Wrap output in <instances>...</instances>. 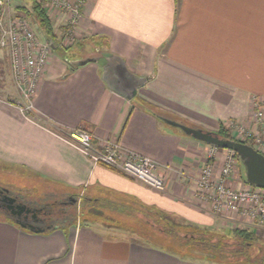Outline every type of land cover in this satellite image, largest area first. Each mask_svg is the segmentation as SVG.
<instances>
[{
    "label": "crops",
    "instance_id": "0c3cea01",
    "mask_svg": "<svg viewBox=\"0 0 264 264\" xmlns=\"http://www.w3.org/2000/svg\"><path fill=\"white\" fill-rule=\"evenodd\" d=\"M75 35L78 44L106 36L109 53L151 80L129 101L107 87L99 62L71 71L70 62L97 58L92 53L84 56L78 45L64 57L53 52L35 95L34 123L17 108L21 97L0 50V164L84 194L88 204L137 203L197 228L251 230L264 243V222L214 214L196 197L195 182L213 146L161 120L216 134L223 125L235 140L240 128L261 129L253 118L264 110V0H89ZM77 128L93 134L94 147L115 141L155 160L165 190L96 165L54 133ZM227 155L217 150L216 171ZM228 185L250 187L240 161ZM54 225L35 234L1 219L0 264H202L101 219Z\"/></svg>",
    "mask_w": 264,
    "mask_h": 264
},
{
    "label": "built area",
    "instance_id": "2783aa9c",
    "mask_svg": "<svg viewBox=\"0 0 264 264\" xmlns=\"http://www.w3.org/2000/svg\"><path fill=\"white\" fill-rule=\"evenodd\" d=\"M40 2L47 7L50 17L60 18L62 14H66L67 33L75 38L89 0ZM10 11V0H0V50L7 52L12 81L21 97L17 108L28 120L35 123V95L54 49L47 40H40L27 18L14 16ZM253 119L261 129L253 131L251 128H240L236 132V141L248 142L264 155V110L254 112ZM54 133L96 165L115 169L155 191L165 190L166 176L159 172V165L152 158L127 149L115 141L106 140L94 147L93 134L83 128ZM217 150L218 148L213 147L195 182L196 197L214 214H234L252 223L264 222V189L251 185L239 190L230 187L228 182L239 159L234 152L229 151L223 165L216 171L214 162Z\"/></svg>",
    "mask_w": 264,
    "mask_h": 264
},
{
    "label": "trees",
    "instance_id": "16d2710c",
    "mask_svg": "<svg viewBox=\"0 0 264 264\" xmlns=\"http://www.w3.org/2000/svg\"><path fill=\"white\" fill-rule=\"evenodd\" d=\"M26 1L29 3L27 2V5H23L20 8V16L23 15L25 18L32 17L34 23L39 27L40 32L45 36H51L56 41L52 24L50 23L46 11L42 9V6L39 4V0ZM90 47L92 50H95V53L101 54L102 59L99 60V63L103 66L105 57L111 54L109 52H103L104 48L110 47L109 39L106 36L85 38L82 43L77 46V48L82 49V54L84 56L91 53ZM59 48L62 49L61 46ZM68 50H60V57H64ZM72 70L73 69H71V71ZM146 109L158 119L163 117L161 111L154 106L146 105ZM217 134L223 139L236 141L223 125L220 126V130ZM242 143L253 147V145L248 142ZM108 169L120 173L115 169ZM73 197L79 196L73 195ZM61 206V210H55V207L52 208L48 205H42L40 206L41 208H37L41 210L47 208L53 211L49 219L50 221L53 220V218L55 219L48 228L56 227L54 224H56V222L60 223V221H67V224L72 225L74 222L78 221L79 215H83L84 212L86 216L89 215V217H94L99 215L100 212L104 214L105 211L111 213L115 211L119 214L125 213L127 216L131 217V219L134 217L132 222L129 221L127 223V227L129 228H124L125 225L123 224H121L122 226L116 225L117 227L135 231L148 245L166 251L180 259L191 260L202 264H253L250 261V252L255 245L257 236L251 230L235 228L220 233L217 230L197 228L184 224L174 216L146 208L137 203L127 205L113 201H98L88 204L83 199V207L79 215L75 212V204L65 206V204L61 203ZM86 208L97 211L98 214L93 216L86 212ZM55 211L57 212L56 214ZM2 216L7 217L4 212Z\"/></svg>",
    "mask_w": 264,
    "mask_h": 264
},
{
    "label": "rangeland",
    "instance_id": "374dc122",
    "mask_svg": "<svg viewBox=\"0 0 264 264\" xmlns=\"http://www.w3.org/2000/svg\"><path fill=\"white\" fill-rule=\"evenodd\" d=\"M27 2L28 1L26 0H10L11 14H13L14 16H20V13H21L19 11L20 8L23 5H27L29 3ZM38 2L42 6V9L46 11L47 15H49L47 7L42 2H40V0ZM61 16L62 17L58 19H55L57 17L54 18L53 16L52 17L48 16L50 23L52 24L53 31H54L55 38H56V41L55 40L54 41L55 43L56 42L59 44L61 43L63 50L64 49L68 50L72 47L75 48L78 45V42H77L78 36L75 35L76 37L72 38L71 37L72 35L67 33V28H66L67 16L66 14H62ZM20 17H23V15H21ZM27 20L33 26L34 31L38 35L40 40L42 42H47L45 35H43L40 32L39 27L34 23L32 17H27ZM62 49L61 48L54 49L53 50L54 55L60 57V50ZM3 51L5 52V54L2 56H6L7 52L5 50ZM90 51L93 55L97 57H101V54L95 53L94 49L93 51L92 49ZM108 51L109 49L107 48H104L103 50L104 53H108ZM166 116L168 117V115ZM242 177H243L244 182H247L246 169L243 164H242ZM0 190L9 191V193L12 194L14 197H18L19 200H21L22 202L25 201L26 203L30 204L33 208H41L39 205L41 206L48 205L49 207H52V208L55 207V210H61L62 209L61 203L63 204L64 202H66V200H68L67 198H71L77 201L75 203V208H76L75 212L77 215H79L83 207L84 194L79 195V197H73L74 192L72 191L70 192L66 190L65 188L59 187L57 185H54L52 183H49L37 177L31 176L30 174L22 170H18V169L15 170L7 166H4L3 164H0ZM129 205H133V204H129ZM86 212L92 214L93 216L98 214L97 211H94L91 209L89 210L88 208H86ZM0 213H1L0 220L1 219L3 220L5 218L4 216H2L3 212L0 211ZM56 213L57 212L55 211V214ZM90 219H101V220L106 221V223H110L112 225L123 224L125 225L124 228H129L127 227L128 226L127 223L129 221L132 222V219H134V217L131 219V217L127 216L125 213L119 214L118 212H115V211H113L112 213L109 211H105L104 214L100 212L99 215L94 216V217H89V215L86 216V213L84 212L83 215L81 216L79 215L78 217V221H82L83 223L86 221H90ZM219 232L222 233L226 231H219ZM133 236H135V238L139 240H143L138 234H135ZM250 261L253 264H264V243L258 238L255 241V245L253 246L252 251L250 252Z\"/></svg>",
    "mask_w": 264,
    "mask_h": 264
},
{
    "label": "water",
    "instance_id": "95a60500",
    "mask_svg": "<svg viewBox=\"0 0 264 264\" xmlns=\"http://www.w3.org/2000/svg\"><path fill=\"white\" fill-rule=\"evenodd\" d=\"M45 38L53 49L60 47V44L55 43L51 36H45ZM98 62V58H85L75 62H70V66L74 69L76 67H83L90 63ZM102 79L111 91L119 94L129 101L135 99L137 97L138 90L144 87L151 80L150 77H139L132 73L128 69L125 60L114 54H110L105 57V63L102 66ZM161 120L167 125L179 129L185 135L193 138L194 140L218 149L234 152L236 157L246 169L247 183L251 186L264 189V155L252 146L239 141L223 139L216 133L195 129L167 118H161ZM4 191L9 194V191ZM5 200L8 202L7 208L12 211L13 215L15 214V208H17L20 212H26L27 214L36 211L23 204L15 206L14 204L17 199L8 195H6ZM14 222L22 229L29 230L35 234H42L46 232L45 228H38L32 225L27 226L18 221Z\"/></svg>",
    "mask_w": 264,
    "mask_h": 264
},
{
    "label": "flooded vegetation",
    "instance_id": "af4514ba",
    "mask_svg": "<svg viewBox=\"0 0 264 264\" xmlns=\"http://www.w3.org/2000/svg\"><path fill=\"white\" fill-rule=\"evenodd\" d=\"M97 57V56H96ZM99 60L102 59L101 57H97ZM6 195L16 198V203L14 204L15 206L18 204H23L26 205L27 207L31 208L32 210H36L35 212H31L29 214H27L26 212H20L17 208L14 209L15 214H12V211L9 210L7 208L8 206V202L5 200ZM68 200H66V202H64L63 204H65V206H70V205H74L76 203V201L74 199L71 198H67ZM41 206V205H39ZM0 211L4 212L8 217H10L13 221H18L24 225H32L38 228H48L49 225L54 221L55 218H53V220L50 221V217L53 214V211L47 208H44V210L41 209H37V208H33L30 204L26 203L25 201H21L19 200L18 197H14L12 194H7L4 190H0Z\"/></svg>",
    "mask_w": 264,
    "mask_h": 264
}]
</instances>
